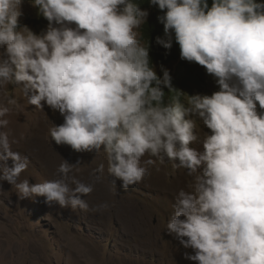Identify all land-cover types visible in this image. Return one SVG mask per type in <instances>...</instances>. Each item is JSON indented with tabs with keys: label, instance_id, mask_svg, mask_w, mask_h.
<instances>
[{
	"label": "clouds",
	"instance_id": "clouds-1",
	"mask_svg": "<svg viewBox=\"0 0 264 264\" xmlns=\"http://www.w3.org/2000/svg\"><path fill=\"white\" fill-rule=\"evenodd\" d=\"M24 2L0 0V90L19 87L29 105L59 112L63 123L49 129L57 145L103 151L113 192L117 180L126 191L141 183L147 165L183 169L191 181L174 194L166 232L191 249L185 259L264 264V0H148L163 12L156 44L180 49L176 69L156 70L139 32L149 12L136 0H30L48 21L42 34L20 24ZM181 59L202 66L218 90L182 99L169 71ZM165 88L175 93L167 101ZM16 105L0 100V181L20 200L87 211L93 185L70 187L67 161L59 178L20 180L29 160L5 130ZM198 126L210 130L202 140Z\"/></svg>",
	"mask_w": 264,
	"mask_h": 264
},
{
	"label": "rangeland",
	"instance_id": "rangeland-1",
	"mask_svg": "<svg viewBox=\"0 0 264 264\" xmlns=\"http://www.w3.org/2000/svg\"><path fill=\"white\" fill-rule=\"evenodd\" d=\"M22 13L20 22L40 16L30 0H25ZM27 26L36 34L47 28ZM139 32L141 35V29ZM157 70L161 71V66ZM217 90L215 82H208L196 95H211ZM5 97L17 100L6 117L10 123L5 130L19 140L14 150L29 160L20 180L34 184L59 178L57 169L67 161L72 165L69 186L76 187L74 180L93 185V191L83 197L89 205L87 211L72 210L50 207L42 196L20 200L12 185L0 181V264H195L184 258V252L191 249H184L166 232L174 194L180 188L187 189L191 181L183 169H175L169 162L147 165L150 175L141 183L126 191L117 180V191L113 192L109 180L114 177L108 175L103 151L75 152L71 146L51 141L49 129L63 123L59 112L53 113L47 106L40 111L29 105L19 87L0 90V100ZM203 131L210 130L198 126L201 140ZM101 165L103 172L99 171ZM104 203L110 205L109 209L97 210Z\"/></svg>",
	"mask_w": 264,
	"mask_h": 264
},
{
	"label": "trees",
	"instance_id": "trees-1",
	"mask_svg": "<svg viewBox=\"0 0 264 264\" xmlns=\"http://www.w3.org/2000/svg\"><path fill=\"white\" fill-rule=\"evenodd\" d=\"M136 2L140 4L142 9H146L149 12L147 23L141 27L140 40L141 43L145 45L149 44V56L155 70L157 65H168L178 61L180 59V49L175 41H173V46L170 50L164 49L155 42L156 36H163V25L157 20L159 15H163V12H161L157 6H151L148 0H136ZM209 3H211V0H209ZM20 24H33L43 27L48 25V21L42 16L36 19L29 16L25 22H20ZM169 71L171 76V87L175 91L183 93L182 99H185V95H196L206 83L215 82L214 78L208 75L206 70L195 62H188L181 59L176 75H173L171 70ZM156 72L157 75L162 76V71ZM164 91L166 93V101L170 95H175V93H169L168 88H165Z\"/></svg>",
	"mask_w": 264,
	"mask_h": 264
}]
</instances>
